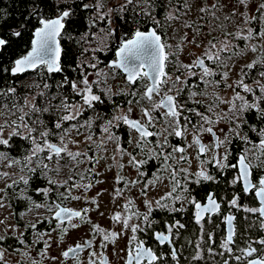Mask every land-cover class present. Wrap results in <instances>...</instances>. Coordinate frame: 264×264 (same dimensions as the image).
I'll list each match as a JSON object with an SVG mask.
<instances>
[{
    "label": "snow or ice",
    "instance_id": "6c2138e0",
    "mask_svg": "<svg viewBox=\"0 0 264 264\" xmlns=\"http://www.w3.org/2000/svg\"><path fill=\"white\" fill-rule=\"evenodd\" d=\"M248 0H236V4L229 13L224 16L225 20H231L236 16V5L247 7ZM75 5V6H74ZM128 5L133 6V10L141 7L145 15L151 16L152 13L147 11L151 7L150 0H123L118 6V9H109L105 13L103 9L102 0H95V3H84L80 0L79 4L75 0H34L33 6L36 11L29 13V17L36 20V26L33 32V39L31 41V50L26 55L15 59L12 67L4 68L0 66V74L10 72L12 76L22 75L23 73L32 71L41 74L46 72L51 75L54 73H64L65 67L62 64V58L67 59L71 56V51L67 53L61 45L62 39L71 40L73 37L70 32L72 25L75 23L73 17L76 15L78 9L88 10L93 9L94 15L90 17L89 29L97 27L98 23H107V30L105 28L99 29L104 33L99 37L100 43L95 47H85L83 52L91 53L88 59L73 64L68 67L73 71L79 69L80 79H69L65 75L62 80L56 85L57 89L70 87L71 92L79 97V100L70 101L67 94L57 93L53 95H46L45 91H39L31 98L27 95L18 96L15 87L8 89H0V146L10 148V141L13 137H19L28 141L31 148L28 155L23 157V161L11 158L4 153L0 152V161L9 160L8 166L22 164L23 168H28L30 172H35L36 168L31 167L32 162L36 161L37 167L41 169L42 174L46 177L49 185H55L56 189L63 188L64 191L56 192V197L49 201V194L53 191L52 188L37 189V193H42L45 202L43 204L31 201L30 197H24L30 202L35 204L36 208H44L46 211L53 213L49 220L57 222L56 227L60 232L66 235L70 229L80 226L81 223L91 224L92 235L99 234L104 243L101 247H106L107 243H115L117 239L126 231L132 233L130 243L127 249L126 264H160L166 257L157 254L151 246H146V240L139 238L138 233L147 235L151 232L153 239L157 242L158 246L165 244L171 248V259L179 264V256L177 249L174 245V229L176 235L180 229L185 227L179 221L174 223H165V231H156L153 225L156 221L152 218V213L155 210L153 201L145 199L143 201L147 211L140 213L134 210L136 205L135 201L129 200L123 205V213H115L112 220L116 223L122 224L121 232L110 231L102 228L99 224H93L88 218V213L91 211L89 208L81 210H74L72 208L62 206L63 202L69 199H85L86 203H91L99 207L98 200L93 198H85L82 196H72L73 189H83L86 193L94 187V183L89 180L88 183H81L91 173L95 172V167L85 169L77 173L76 168L81 163H89L92 165L98 164L100 155L98 152H93V148L103 150L105 144V137L108 141H113L117 144V152L121 157L127 155L129 157V164L133 165L139 176H145L146 173L141 169L148 163V161L159 160L162 165V171L169 173L170 183L172 185L171 191L160 200L155 201V207L169 212H182L184 211L183 204L187 202L195 209V222L200 225L203 232L204 225L202 221H206V217L211 219V216L220 212L221 204L217 200V195L214 192L207 193L203 201L197 200L192 192L188 189V183L199 185L205 182L215 183L216 177L213 176L205 165H212L220 172L232 168L238 170V175L232 180V184H243V192L245 194H254L257 198L259 207L245 208L244 211L256 214L259 213L261 218H264V176L253 182V163L249 157L250 152L256 153L255 159L260 163L255 167L264 168V70L258 71V78L253 80L252 84L245 82V77H248L252 69L260 65L264 69V55L260 58L253 60L251 63L244 64L240 69V78L228 83L229 73L231 71L227 61L232 58L235 49H240L241 52L250 50L251 52L257 51V45H246L245 48H240L239 44H234V40L251 41L253 39L264 40V30L256 32L253 28H240L238 31H226V25L221 23L217 26L209 28L208 35L216 31L217 28L224 31L225 38L218 40L213 37L208 40L204 45L203 50L196 56L189 64L182 63L176 52L183 51V46L186 44H195L200 48V44H196V36L199 34L200 28L197 27L193 30V24L185 22L183 27L192 32V37L189 39V32H186L181 37V44L175 46L176 52H173V45L166 43L162 39V35L158 34L155 29L143 32L140 30L135 31L131 39L122 40L118 49L115 50V59L109 61L106 65L108 71L99 69L98 64L94 61L98 60L97 52L103 53L108 47L106 41L108 37L116 36L119 38L116 29L111 28L112 12H122L128 8ZM187 7V3H185ZM227 7L226 4H220L219 0L209 3L204 0L203 5L199 8L201 13L209 14L213 18L219 20L220 17L216 13L223 8ZM261 16H264V4L259 6L257 10ZM244 16V13H240ZM203 18V17H201ZM2 19V17H0ZM154 19V18H153ZM167 20H179L180 16L169 12ZM255 17H247L244 19V24L250 23L255 20ZM159 24V21H155ZM16 37L21 36L20 31L12 33ZM97 34L92 33V39L89 40L88 32L80 36V41L85 44H91L97 40ZM9 45V40L0 37V53L6 51ZM264 48V44L259 45ZM175 57V59H172ZM171 65L175 75L173 78L172 72L168 70ZM86 69H95V76L97 79L89 80V76L93 73L87 72ZM224 69H228L225 71ZM247 69L248 71H245ZM119 72L125 74L126 84L128 91L123 94L132 97L127 101V109H123L121 105L113 102L111 96L115 95L111 92L110 88L101 89V84L107 83V77L115 75ZM103 77V79H101ZM219 77V79H216ZM139 81V83H138ZM189 81H192L191 83ZM205 86L211 84L213 87L219 88L223 85L225 88L232 89L230 97H224L214 94V100L210 104H204L198 97L207 96L206 88L200 89V85ZM254 85V86H253ZM36 87H39L37 85ZM51 86L47 83L43 84L44 89H49ZM95 89H100L108 96L109 103L112 108L106 109L105 112L110 118L105 119V116L97 109V105H103L104 99L100 94H97ZM143 88L141 92L140 89ZM195 89V90H194ZM239 89V91L237 90ZM187 90V91H186ZM259 93V94H258ZM249 96L252 99H249ZM10 97V99H9ZM37 97L40 102L37 103ZM23 100L21 104L20 101ZM133 100L139 107V117L132 118ZM53 101H57L53 103ZM143 102V103H142ZM197 105L198 107H191L189 105ZM227 105V111L217 112L216 108L220 105ZM93 110V116L86 117L81 121L84 113ZM17 113L19 115H17ZM45 113H51L55 119L51 120V127L49 122L44 119ZM246 113H255V117L261 122V127L258 129L255 124H248V117ZM11 116H16L15 120L10 119ZM195 117V120L193 119ZM96 120L102 121L99 125L101 139L99 143L94 140L96 133L92 132V126ZM229 125L227 132L224 129H219L223 133V138L217 132V126L221 123ZM67 125V127L65 126ZM248 125V132L255 133L259 137V141L255 142L250 139L247 132L244 131V126ZM125 126L128 130V138L125 140L126 144L133 145V150H138L137 154H143L144 159L137 160L133 152L127 149L120 143L121 137L117 136L113 129H119ZM8 130V135L5 137V130ZM84 129L88 132L85 136L81 131ZM75 132L76 137L83 136V140L74 138L72 133ZM135 133L133 137L131 134ZM204 134H209L213 139L211 144H205L202 140ZM191 135L192 139L189 142L188 136ZM170 137L177 138L180 143L172 144ZM53 138L57 142H53ZM234 139L240 140L245 148L242 154L239 155L236 162H230L231 144ZM86 145V150L80 149V144ZM73 145L77 150L73 151L69 147ZM194 148L197 152L196 158L200 161L199 170L196 172H189L187 168L182 166L187 163L191 167V158L187 155L188 149ZM222 149V151H221ZM211 152V159L201 160V157H206ZM91 153V155H90ZM116 161V156L112 157ZM63 162V163H62ZM120 168V165L116 161ZM63 167H68L72 172L63 182L49 176L48 173L52 172L59 175ZM8 173H0V178L8 176ZM79 176V181L75 176ZM195 177V179H191ZM159 179V176L156 177ZM25 185L29 183L28 179L21 177ZM16 181H13L15 184ZM118 183L131 184L135 186L140 183L139 179L135 181H125L122 177H118ZM13 184H7L0 192H5L7 188H11ZM146 185H153V180L145 181ZM180 190L187 195L181 196L176 194ZM116 196H122V189L114 190ZM142 195L147 196L146 187L141 189ZM101 193H97V196ZM59 201V202H57ZM167 201V203H165ZM239 196H234L230 200V205L240 208L238 203ZM181 207L177 208V203ZM3 201L0 200V207H3ZM135 218L136 223H130ZM227 224V235L220 243L222 251L215 253L213 248L207 249L209 255H224L228 253L229 256L233 255V245L236 243L234 237L236 230L234 221L236 219L233 215H228L225 218ZM77 220L78 223H73ZM38 223H44V220H38L36 223H30L26 227H31L33 231L36 230ZM261 227H264L262 221ZM55 230V229H54ZM48 235L49 240L44 241V250L41 255H46V251L51 247L50 233L36 232L37 241L43 240L44 236ZM0 236V241L4 240ZM20 244H25L23 239L17 237ZM63 242V236L60 238ZM208 242L214 244V236L211 231L208 232ZM253 244L264 246V239L249 241L244 248L238 249L244 257H254L260 249L253 247ZM92 247V240H86L84 244L77 243L74 246H69L62 253L64 261L73 259L77 264H82L79 261V254L85 248ZM196 255L192 257L193 260H202L204 257L201 254V244H196ZM27 255V253H25ZM97 256L95 251H91L89 264H97ZM53 260L58 257H52ZM236 261L241 260V256H235ZM4 260V252L0 251V261ZM33 264H36L34 261ZM99 264H107V261L102 259ZM223 264H229L225 260ZM247 264H264V257L257 256L247 260Z\"/></svg>",
    "mask_w": 264,
    "mask_h": 264
},
{
    "label": "flooded vegetation",
    "instance_id": "af4514ba",
    "mask_svg": "<svg viewBox=\"0 0 264 264\" xmlns=\"http://www.w3.org/2000/svg\"><path fill=\"white\" fill-rule=\"evenodd\" d=\"M236 41H237V44H239L242 48L243 46H245V43H247L246 41H241V40H236ZM257 49L258 50L256 51L255 59H258L262 55H264V48H261L258 45ZM236 56L237 55L234 54L232 58L236 59ZM224 70L227 71V69H224ZM260 70H264V69H261L260 65H257V68L252 69L249 72L248 77H245V82L252 84L253 80L258 78V71ZM245 71H248V70L245 69ZM238 74L240 75V72ZM116 77H118L119 79L125 80V82L122 85H119L117 89H115L114 86L111 88V85H108V84L101 85L100 88L101 89L110 88L111 92L115 94L111 96V100L121 105L122 108L126 110L128 107L127 101L133 98L128 95L123 94L124 92L128 91V85L126 84L125 75L123 73H122V76H119L117 74ZM216 79H219V77H216ZM237 79L239 78L230 79L229 77L228 83H232L233 81ZM189 82L191 83L192 81H189ZM205 88H206L208 95L198 97V99H200L204 104L212 103L214 100V94L218 93L219 95L224 96V97H230L232 94V89L225 88L223 85H221L219 88L213 87V85L211 84L207 86L203 84L200 85L201 90H204ZM94 90H100V89L94 88ZM237 90L239 91V89ZM140 91L142 92L143 88H141ZM97 94H100L102 96V99H104V96H106L103 92L97 93ZM106 97L108 98V96ZM249 99L251 100L252 97L249 96ZM132 107H133V111L131 114L132 118L134 119L138 118L140 115L139 107L135 104L134 100H133ZM192 107H198V106L192 105ZM222 110L227 111V105L220 104L216 108L217 112H221ZM249 114H252L255 116V113H246L245 115L248 117ZM108 118L109 117H105V119H108ZM10 119L12 118L10 117ZM194 120H195V117H194ZM0 122H2V118H0ZM100 124L97 125V129H98L97 131H92L96 133V135L94 136V140L97 143H99L101 139V133L99 131ZM228 127L229 125L224 122H221L217 126V132L221 136V138H223V133H220L219 129L221 128L224 129V132L226 133L228 130ZM113 131L116 133L117 136L121 137L120 143L127 149V151L133 152V154L136 155L137 160H142L145 158L143 154H137L138 150L136 151L133 150V145H129L125 143V140L128 138V130L126 129L125 126H121L119 129H113ZM82 132L84 133L85 136L88 134L86 130H83ZM131 135L134 137L135 133H132ZM5 137H7V135H5ZM104 139H105V144H104L103 150L93 148L92 151L99 153L100 157H102L99 162L103 163L104 164L103 167L106 168L107 170L115 169L116 172H118L119 174H121L123 171H126L131 176L130 177L131 181H135L139 179L140 183L136 184L139 187L137 194H140L141 196L142 195L141 189L144 187H146V190L148 193V189H147V185L145 184V181L151 180L153 177L156 178L157 176H159V179H158L159 181L163 178L166 179L165 183L169 187V192L171 191L172 185L170 183L169 173L162 171V165L159 160L148 161V163L144 165V167L141 169V171L145 172L146 175L139 176L137 169L133 165L129 164V157L127 155H123V157H121L120 154L117 152V144L113 141H108L106 137ZM169 139L172 144L180 143V141L175 137H170ZM212 139L213 138L209 134H204L202 137V140L205 144H211ZM22 140L23 139L19 137H13L12 140L10 141L11 147L5 148L4 146H0V152H4L7 156L8 154H13L14 151L17 152L18 150L17 147L19 146L17 141L21 143ZM53 142H57V141L54 140ZM244 148H245V145L241 141L240 143H238L233 140L231 144V155L229 157L230 162H236L238 160L239 155L242 154ZM82 150H86V145L85 147H83ZM194 151L197 155V152L195 149ZM114 155L116 156V161H118L120 165H123L122 168L118 166L116 161L112 160V157ZM211 156H212V153L209 152L206 157H201V160L211 159ZM255 156H256V153L254 152L249 153V157L250 159H252V163L254 166L253 173H252L253 182H256L259 177L264 176V168L255 167L257 164L260 163L259 160L255 159ZM197 161H198V164L200 165V161L198 159ZM2 162L3 160L0 161V173L3 172ZM5 164L7 165V167H9L8 166L9 160L6 161ZM184 164H187V163H184ZM13 166H15L16 172L19 171V174L17 176H14L10 181H8L7 184H13V181H16V183L13 184L11 188L6 189V193H7L6 195H5V192H0V200L3 201L4 208L7 211L9 220H10L9 224L5 223L6 227L7 226L10 227L9 229L5 227L3 230L4 232L0 229V236H3L5 238L4 240L0 241V251H3L4 255L8 251H15L16 257H19L18 255L20 256L25 255V253H27V255H25L26 258L21 257V259H18L15 262H11L10 255L9 256L7 255L8 257H4V260L0 261V264H33L34 261L36 262V264H61V261L63 258L57 254H54V253L49 254L48 259L40 257L39 253L42 250H44V247H45L44 241H48L49 236L45 235L44 236L45 239L41 241H37L36 232L50 233L51 234L50 242H55L59 246L61 243L65 241L66 236L74 233L75 231L77 235L84 234L83 235L84 237L76 241L74 244L70 246H74L77 243L84 244L86 240H89V239L92 240V247L85 248L79 254L78 259L80 262H82V264H89L91 251H95L97 253V256L93 258V259H96L97 264H99V261L102 259L106 260L107 264H126L127 249L130 243V237L132 235L130 230L124 232L121 235L123 238H126V243L123 247L119 246L118 244L119 239H117L114 244L107 243L106 247H101L100 245L104 243L102 240V237L99 234L92 235L91 224H88V223H81L79 227L70 229L68 233L64 235L63 233L60 232L59 228L56 227L57 222L55 220H52L49 223V220L52 217L53 213H50L46 211L44 208H42L44 213H42L41 214L42 216H40L39 208H36L35 204L32 203V202H35V203L43 204L45 202V201L38 202L35 200L34 194L37 193L38 184L36 182H33L32 188L29 189L30 184H31L30 179H28L29 183L27 185H25L23 181L21 180V177L26 178V176L28 175L27 173L24 174L25 172L24 168L23 170H21L22 165H19V166L13 165ZM96 166H98V164L92 165L89 163H81L76 169L85 170V169H90ZM205 167H207L210 173L216 177L217 182L223 177H226L228 181H227V189L225 191L224 197L220 199L217 196V200L221 204L220 212L218 214L212 215L211 219H208L206 217L207 222L202 221L204 225L203 232L201 231L200 225H198L195 222L194 207L188 204L187 202L184 203L186 204L185 206H183L185 210L182 212H169L167 210L157 209L154 206L155 210L152 213V218L156 221V223L153 225V228L156 231H165L166 222L174 223L175 221H179L180 223L185 225L183 229L179 230L178 235L175 234L176 230L174 229V245L173 246H175L177 249L178 256H179V264H190V263H184L183 250L189 251V250H193V248L196 247V244L199 243V236L202 233L206 232L205 225L207 223L214 222L216 226L215 230L210 229L208 230V232L211 231L214 235L218 230L220 232H223L226 235V222L224 218L228 215H233L236 217L234 221V225H235V230H236V235H237L238 233L243 232V229L246 225L245 220L247 221L248 216L250 217L252 216V218L254 217L257 220H260L261 224H262V221H264V218H261L259 216V213L253 214V213L244 211L245 208L259 207V203H258L257 198L254 196V194H245L243 192L242 182L232 184V180L238 175L237 169L229 168V169H226L224 172H220L218 169H216L212 165H205ZM90 176H91V179L86 178L85 180L80 181V182L88 183L89 180L93 179L92 173ZM96 178L98 179V175H95L93 180H96ZM122 178L125 181H129V178H125L123 176ZM112 179L118 181L116 176H113ZM191 179H195V177H191ZM217 182L215 183L205 182L199 185L192 184L190 182L188 183V187L192 188L190 192H194L195 194H197L201 190V188H204L203 185L211 183L213 186H215ZM6 185L3 187V189L6 187ZM95 185L96 183H94V187ZM119 185L122 186L123 184L119 183ZM94 187L88 190L86 193L92 191ZM80 190H83V189H79V190L73 189L72 196H79L78 193ZM209 192H214V190H210ZM176 194L181 195V196L187 195V193H183L180 190H178ZM24 196L30 197L32 202H30L28 199H25ZM234 196H239L238 203L241 205L239 209L231 206L229 203L231 198ZM114 199H115L114 202L118 200L116 197ZM133 199L134 200L132 201H136V197H133ZM203 200L204 199H202L201 201ZM78 201H83V199H80ZM76 202L77 201L75 199H69V200L64 201L62 206H66L74 210H81L84 208H89L91 209V211H89L87 215L93 224H99L102 228L106 230L121 232V229L123 227L122 224L114 222L112 220V216L115 213H123L124 215H127V213H124V209H123V205L126 204L127 202L126 203L123 202V205L121 206L119 210L116 207L115 209H112L111 211H105L103 208H101L102 206H99L97 208L96 205H87L85 201L83 202L82 206L77 205ZM139 203L143 207V203L142 202H139ZM139 203L135 202L136 207L134 210H138L139 208L141 209ZM165 203H167V201H165ZM176 207L177 208L181 207V204L178 202L176 204ZM24 213H26V215L31 214V217L25 218ZM41 219L44 220V223H38L35 231H33L31 227H26V225H29L30 223H36L38 220H41ZM136 222L137 221L135 220V218L132 221H130V223H136ZM73 223H78V221L73 220ZM137 235L139 236V238L146 240L147 242L146 246H151L153 250L157 252V254L163 255L166 257V259L162 260L160 264H177L176 261L171 259V256H170L171 248L169 245L165 244L163 246H158L157 242L153 239L151 232H149L147 235H145L144 233H138ZM61 236H63V242H60ZM17 237H19L20 239H23L25 241V244L23 245L20 244L19 241L17 240ZM64 250L65 249L60 251V253H62ZM57 256H58V259H55V260L52 259V257H57ZM254 257H257V256L254 254ZM254 257H246V258L247 260H249ZM63 264H77V262L73 259H69L67 261H64Z\"/></svg>",
    "mask_w": 264,
    "mask_h": 264
},
{
    "label": "trees",
    "instance_id": "16d2710c",
    "mask_svg": "<svg viewBox=\"0 0 264 264\" xmlns=\"http://www.w3.org/2000/svg\"><path fill=\"white\" fill-rule=\"evenodd\" d=\"M190 1L191 0H150L151 7L147 8L146 10L152 13L151 16L145 15L141 7H137L135 10H133V6L128 5V8L125 11L112 12L111 28L118 29L120 42L125 39H130L137 30L147 31L151 27H153L159 34H161L162 39L166 42L170 34V25H171V21L166 19L168 13L173 12L175 15H179L180 19H183L189 10ZM200 1L204 3V0H200ZM83 2L95 3V0H83ZM107 2L109 3V0H102L103 3L102 10L105 13H107L109 9H118V6L121 3H123V0H119V2L112 7L111 6L108 7ZM75 3L79 4L80 0H75ZM185 3H187V7H185ZM33 4H34V0H0V17H2V19H0V37L9 40V45L7 46L6 51L0 53V66H3L4 68L10 69L15 59H18L23 55H26L27 52L31 50V41L33 39V32L36 26V20L34 18L29 17V13L36 11ZM259 4L260 5L264 4V0H259ZM92 15H94L93 9H88V10H83L82 8L78 9L76 15L73 17L75 23L72 25V30L70 32L73 39L61 40V45L65 49V52L67 53L69 50L71 51L70 57H68L67 59L62 58V64L65 67L64 73H54L49 75L46 72L38 74V72L31 71L23 75H18L14 77L11 75L10 72H6L0 74V89H8L15 87L17 90L16 94L20 97L27 95L29 98H31L37 92L45 91L46 95H53L59 92V93L67 94L70 98V101L79 100V97H76L71 92L70 87L57 89L56 85L62 80V78L65 75H67L69 79H76L77 81L80 79L79 69L73 71L72 68L68 67V65L73 64V61H75L78 64L81 61L88 59L91 56V53L90 52L85 53L83 52V49L85 47H95L97 44H99L100 43L99 37L104 35V33L100 32L99 29L105 28L107 30L106 21L104 23H98L97 27L95 28L89 29V24L91 22L90 17ZM253 17H255L256 19L252 20L250 22V25L251 27H253V29L256 32H259L260 29L262 30L264 28V16H261L260 13L256 11ZM155 21H159L160 23L156 24ZM199 28H200V24H199ZM14 31H20L21 36L20 37L14 36L12 34ZM85 32H88L89 40L92 39V33H96L98 37L97 40L93 41L91 44H85L83 41H80V36ZM106 43L108 47L105 49V51L103 53L101 52L96 53L98 60L94 62L98 64V68L106 67L109 61L115 59V50L119 48L115 36L108 37ZM172 59H175V57H173ZM73 67H75L74 64ZM168 70L172 72L173 78L175 77V75H179L178 72L173 71L171 65H169ZM86 71L94 73V77H95V72H96L95 69H86ZM117 74L119 76H122L121 72ZM101 79H103V77H101ZM44 83L49 84L51 87L49 89H44L43 88ZM37 85H39V87H36ZM94 91H96V93L103 92L100 90H94ZM0 100H3V97H0ZM104 101L105 103L103 105H97V109L105 117L110 118V116L105 112V110L106 109L110 110L112 108V105L109 103V99L106 96H104ZM39 102H40V98L37 97V103ZM56 102L57 101H53V103ZM20 103L21 104L23 103L22 99ZM190 106L192 107V105ZM17 115L19 114L17 113ZM89 116H93V110H89L85 112L84 116L81 117V121H83L86 117ZM11 118L12 120H15L17 117L11 116ZM44 119L47 122H49V127H51L50 121L55 119V117L52 116L51 113H45ZM100 123H101L100 120H96V122L92 126L91 131H97L98 130L97 125ZM248 124H255L258 129L262 126L260 120L252 114H249L248 116ZM65 126L67 127V125ZM83 130L84 129H81V131ZM244 131L247 132L250 139H252L255 142L259 141V137L255 133L248 132V125L244 126ZM54 140L56 139L53 138V141ZM234 141L240 143V140L234 139ZM17 143L19 145L17 147L18 149L17 152L14 151L13 154H8V157L16 158L23 161V157L28 155V151L31 148V144L24 139L21 141V143L19 141H17ZM19 165L22 164H18V166ZM31 167L36 168V171L30 172L28 168H24L25 173L28 174L26 176V179H30L31 181L29 189L32 188L33 182H36L38 184L37 187L38 189L46 188V187L52 188L53 191L49 194L48 197L49 201H51L56 197L57 191L60 192L64 191L63 188L56 189L55 185L48 184V181L46 177L42 174L41 169L37 167L36 161L32 162ZM82 171L83 169L82 170L76 169L77 173ZM71 174L72 172L68 167H63L58 176L52 172L48 173L49 176H52L54 179L59 180L61 182L66 180L68 176ZM90 175L88 176V179H91ZM75 179L79 181V176L78 175L75 176ZM227 181L228 179L226 177H223L215 184V186H213L211 183L205 184L203 185L204 188H201V190L197 194H195L194 192H192V194L193 196H195L197 200H202L205 198V196L210 190H214L216 195L220 199H222L227 189ZM188 189L189 191L192 190L191 187H188ZM34 196H35V200L38 202L45 201L42 193L40 194L35 193ZM245 223L246 225L243 229V232L238 233L234 237L236 243L232 246L234 250L232 256H229L228 253H224V255L222 256L209 255L207 251L209 247L213 248L215 253H220L222 251L219 245L226 235L223 232L217 230V232L213 235L215 243L210 244L208 242V230L210 229L215 230L216 226L214 222L207 223L205 225L206 232L202 233L199 236V243L201 244V250H202L201 254L204 258L202 260L192 259V257L196 255L197 252L196 247H194L193 250H189V251L183 250L184 263L223 264L225 260H228L229 264L246 263L247 258L244 257L238 249L246 247L249 241L264 239V227H261L260 220H257L254 217L252 218V216L251 217L248 216L247 221L245 220ZM253 247L260 249V251L255 254L256 256L264 257V246H261L259 244H253ZM235 256H241V260L236 261L234 259Z\"/></svg>",
    "mask_w": 264,
    "mask_h": 264
},
{
    "label": "rangeland",
    "instance_id": "374dc122",
    "mask_svg": "<svg viewBox=\"0 0 264 264\" xmlns=\"http://www.w3.org/2000/svg\"><path fill=\"white\" fill-rule=\"evenodd\" d=\"M119 2V0H109V3L107 2V6H114L115 4H117ZM209 3L212 2H216V0H208ZM220 4H226L227 7L223 8L222 10L218 11L216 13L217 16L220 17L219 20L213 18L211 15L209 14H205V13H201L199 11V8L203 5V2H201L200 0H191L190 1V6H189V10L186 14V16L183 19H179V20H171V25H170V34L168 36V39L166 41V43L173 45V52H176V48L175 46L178 44H181V37L184 36V34L186 32H189V39H191L192 37V32H190L188 29L183 27V24L185 22L187 23H192L193 24V30H195L197 27H199L200 24V31L199 34L196 36V44H200L201 47L197 48L195 46V44H186L183 46V51L180 52H176V56H178V59L184 63V64H189L192 62V60H194L196 58L197 55H199L201 53V51L203 50L204 45L207 44L208 40H211L213 37H216L218 40H223L225 38L224 36V31L220 30L219 28H217L216 31L212 32L211 35H208L209 33V28L213 27V26H217L221 23L226 25V31L228 32H234V31H238L240 28H253L251 27L250 23L248 24H244V19L247 17H253L256 13V11L258 10L260 4H259V0H248L247 2V7H244L242 5H236V16H234V18H232L231 20H225L224 16L226 13H229L230 10L233 9L234 5L236 4V0H219ZM243 12L244 16H241L240 13ZM203 17V18H201ZM207 19V20H205ZM264 30V28L262 29ZM261 31V29L259 30ZM247 43H245L246 45H261V43L264 44V40L261 39H253L251 41H246ZM234 44H237V41L234 40L233 41ZM245 46H243V48H245ZM240 48H242L240 46ZM258 50V49H257ZM234 51H236V59L231 58L230 60L227 61V64L230 66L231 71L229 73V77L230 79L233 78H240V75L238 74L240 72L241 67L246 64V63H251L253 60H255L256 57V52H251L250 50L241 52L240 49H235ZM99 69H104L105 71H108L106 67L104 68H99ZM228 70V69H227ZM97 79V77H94V73L92 75L89 76V80H95ZM125 82L124 79H119L118 77H113L112 75H109L107 77V84L111 85V88L114 86L115 89H117L119 87V85H122ZM230 82V81H229ZM102 85V84H101ZM104 85V84H103ZM5 135H8V130H5ZM72 136L74 138H78L79 140H83V136L80 137H76L75 132L72 133ZM192 137L191 135L188 136V141H191ZM71 148V150L76 151L77 149L73 146L70 145L69 146ZM83 147H85V144L81 143L80 144V149L82 150ZM99 154V153H98ZM187 155L191 158V167L189 168L188 164H182V166L184 168H187L189 172H196L199 170L200 165L198 164L197 158H196V153L194 151L193 148L188 149V153ZM11 159V158H9ZM6 161L8 160H3V172L2 173H8L9 175L3 178H0V189H3V187L8 183V181H10L14 176H17L19 174V171L16 172V168L15 166H11V167H7V165L5 164ZM104 164L99 162L98 166L95 167V172L92 173V177L94 179L95 175H98V179L96 178V180H91L93 181V183H96L94 189L88 193H85L83 190H80L78 195L85 197V198H93L95 197L98 202H99V206H102L101 208H103L105 211H111L112 209H115L117 207V209L119 210L121 208V206L123 205V202H128L129 200H134L133 197H136V201L137 203L142 202L145 199H149L151 201H153V207L155 206V201L160 200L161 197L165 196L166 193L169 192V187L167 186V184L165 183V178L161 179L160 181L156 178H152L151 180L154 181L153 185H147V189H148V193L147 196H140V194L138 193V189L139 187L137 185L132 186L131 184H123L122 186L119 185L117 180H113L112 177L116 176V178L118 179V177H125V178H129V181H131V176L129 175V173H127L126 171H123L121 174H119L118 172H116L115 169H110L107 170L106 168L103 167ZM25 174V172H24ZM114 187L115 189L119 188L123 190V195L122 196H116L115 192H114ZM97 193H101V195L97 196ZM137 194V195H136ZM117 198L118 200L116 202L114 198ZM83 199V198H82ZM76 204L79 206L83 205V202L85 201V199H83V201H78L76 200ZM113 202V203H112ZM87 205H94L91 203H86ZM141 209L139 208L138 210H140L139 212H144L147 211L146 207L143 204V207L141 206V204L139 203ZM186 204H184L183 206H185ZM44 213L42 207L39 208V214L40 216H42L41 214ZM24 217L25 218H29L31 217V214L26 215V213H24ZM10 220H9V216L7 211L5 210L4 206L0 207V229L3 231L6 224H9ZM6 228H10L9 226H7ZM4 232V231H3ZM84 235V234H83ZM83 235H77L76 231L68 236H66L65 241L63 243H61L59 246L58 244H56L55 242H50L51 243V247L47 249L46 251V255H41V251L40 257L41 258H45L48 259V255L51 253L57 254L59 256H61L60 251H62L63 249H66L67 247H69L70 245L74 244L76 241L80 240L81 238H83ZM45 239V238H43ZM48 239V238H47ZM126 243V238H123L122 236L119 237V246L123 247ZM10 255V261L11 262H15L18 259H21V257L26 258L25 255H18L19 257H16V252L15 251H8L6 252V254L4 255V257H8ZM58 257V256H57Z\"/></svg>",
    "mask_w": 264,
    "mask_h": 264
},
{
    "label": "water",
    "instance_id": "95a60500",
    "mask_svg": "<svg viewBox=\"0 0 264 264\" xmlns=\"http://www.w3.org/2000/svg\"><path fill=\"white\" fill-rule=\"evenodd\" d=\"M152 29H154V28L151 27L150 30H152ZM116 30H117V32H118V29H117V28H116ZM148 31H149V30H148ZM143 32H147V31H143ZM157 33H158V32H157ZM158 34H159V33H158ZM133 36H134V35H133ZM133 36H132V37H133ZM132 37H131V38H132ZM115 38H116V42H117V44L120 46V43H121V42L119 41V38H117L116 36H115ZM131 38H130V39H131ZM29 72H31V71H29ZM26 73H28V72H26ZM23 74H25V73H23ZM23 74H22V75H23ZM123 74H124V73H123ZM124 75H125V74H124ZM234 227H235V225H234ZM226 235H227V224H226ZM259 257H261V256H259ZM254 258H256V257H254ZM251 259H252V258H251ZM246 264H247V262H246Z\"/></svg>",
    "mask_w": 264,
    "mask_h": 264
}]
</instances>
